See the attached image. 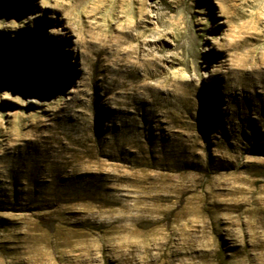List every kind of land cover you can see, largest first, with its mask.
I'll return each instance as SVG.
<instances>
[{
    "label": "rangeland",
    "instance_id": "1",
    "mask_svg": "<svg viewBox=\"0 0 264 264\" xmlns=\"http://www.w3.org/2000/svg\"><path fill=\"white\" fill-rule=\"evenodd\" d=\"M256 103L264 0H0V264H264Z\"/></svg>",
    "mask_w": 264,
    "mask_h": 264
},
{
    "label": "bare ground",
    "instance_id": "2",
    "mask_svg": "<svg viewBox=\"0 0 264 264\" xmlns=\"http://www.w3.org/2000/svg\"><path fill=\"white\" fill-rule=\"evenodd\" d=\"M69 7L73 13L72 18L75 21L78 38L82 47L80 52H82V54L85 53L86 55H94L97 58H102V60L107 63L115 59L117 50L120 47L117 34L113 33V30L109 26L106 27L104 22H101V18L93 9L83 13L76 10V3L70 4ZM58 53L59 50H55L53 52L54 59L57 57ZM252 108V114L250 115L249 113H245L242 120L251 118L255 126H257L256 130L263 133L264 112L258 104ZM143 123L145 126L149 127L148 122L144 121Z\"/></svg>",
    "mask_w": 264,
    "mask_h": 264
}]
</instances>
